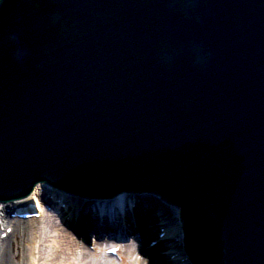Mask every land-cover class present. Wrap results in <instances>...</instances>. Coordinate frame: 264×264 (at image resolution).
<instances>
[{
  "label": "water",
  "instance_id": "95a60500",
  "mask_svg": "<svg viewBox=\"0 0 264 264\" xmlns=\"http://www.w3.org/2000/svg\"><path fill=\"white\" fill-rule=\"evenodd\" d=\"M8 8L0 190L144 191L180 208L195 264H264V0Z\"/></svg>",
  "mask_w": 264,
  "mask_h": 264
},
{
  "label": "bare ground",
  "instance_id": "6f19581e",
  "mask_svg": "<svg viewBox=\"0 0 264 264\" xmlns=\"http://www.w3.org/2000/svg\"><path fill=\"white\" fill-rule=\"evenodd\" d=\"M2 1L4 0H0V5L2 4V6H0V9H4V11H7V9H9L8 7L11 5V1L12 0H6V2L4 3H1ZM4 14H7L6 12H4ZM1 20V18H0ZM3 22V20H1V23ZM1 23H0V26H1ZM48 187V185L42 183V182H37L35 183L34 185V188L31 189V192H29L28 194H26L24 197L22 198H17V199H12L11 201L9 199L7 200H4L3 202H0V212H5L6 209H12L13 210V206L15 203H17V201H20L22 200L23 198H25L26 200L33 197L35 198L34 196L36 195V193H39L40 190L41 191V194H45V192H47L45 190V188ZM146 198V197H144ZM37 199V198H36ZM37 203H38V200H36ZM65 202L64 200L61 201L62 203H65V211L68 212V209L69 211H71V213L73 214L74 218H76V225L78 227H81L80 225V222H81V218L79 217H82V215L80 214L79 215V210L81 211H84V213H87V211L89 212V210L91 211L92 209H89V207H87V204L86 203L87 201H80V202H76V203H72L70 204V202L67 200V198H65ZM137 199H142L141 197L137 198ZM122 202V201H121ZM120 202V203H121ZM141 203L143 204L142 208L143 209H140V207L137 208V211H136V214L138 213L139 215L141 214L142 216L140 217V219L142 218H148V220L152 221L155 219L154 217V213L155 211H159L160 214L159 215H162L161 217H164V226H166V224L170 225L171 221H169V211L172 212V210H174V215H178L179 212H180V208L178 207H174V209H170L171 207L166 205L165 202H163L162 200L158 199L154 202H149L146 200V199H143L141 200ZM154 203L155 206L152 207L151 205ZM153 204V205H154ZM89 205V204H88ZM98 206V205H97ZM39 208H41V205H39ZM97 208V207H96ZM173 208V206H172ZM52 214L54 213L53 211H50ZM70 213V212H69ZM56 215V218H57V222H54V220H51L49 219V216L46 214V217L45 215H43L42 218H38V219H29V220H22V219H17V220H14V223L12 224V229H11V233L6 237L5 240H3L0 244V264H24L25 261L29 258V256H31L32 254V247H35V246H32L33 243H34V240L32 239V233L34 231L37 232L36 229H39V231L37 232L39 235H38V243L40 244V242L42 241V238L45 237L46 235V232H52L54 234V236L56 235L59 240H60V237L62 235H67L69 234V232L71 233V231L68 230V227L65 226L64 223H61L59 222V218H58V215L56 213H54ZM180 215H178L179 217ZM139 217V216H137ZM10 220V219H9ZM9 220L6 221V223H9ZM136 221V220H135ZM149 221V222H150ZM35 223V225H30L29 223ZM136 224H138V226L140 227L141 230L142 229V224H140L138 221L135 222ZM29 224V225H28ZM42 224H45L44 226ZM175 224H177V226H179L180 224L177 222L176 223V220H175ZM90 225V224H89ZM105 228H107L106 225H103ZM102 226V227H103ZM89 227H92L89 226ZM15 230H17L15 232ZM33 231V232H32ZM178 231V232H177ZM35 234V233H34ZM72 234V233H71ZM18 237V239L16 240V243H10L9 240L11 237ZM170 237L173 238V240L179 236V237H182V234H181V230H179L177 227L175 228H171V231H170ZM16 237V238H17ZM62 238V237H61ZM102 240L97 242L99 246H95L97 249L92 252L90 255H86L85 258H89L90 259V263L92 264H146V262H151L155 264V260H152V258H148V257H141L139 255V253H137V246H139V244L141 243H137L135 242L134 239H131V244H132V248H130V246H128L129 244L128 243H124V242H117V241H113L111 240V238L107 239L106 237H102ZM71 240H76L72 239ZM126 239H124L125 241ZM45 241V240H43ZM52 241H55V239L53 238ZM174 244H176V247H174L173 249L170 248V255H173L174 253L176 254H179L177 258H174V259H170L169 258V262L166 263V264H193L190 260H186V253L183 252V249L181 248L180 244L179 243H176V241L174 240L173 241ZM95 243V242H94ZM164 243H167L166 241H164ZM116 246L117 248V253L116 255L120 258L121 262L118 263V262H115L113 261L112 259H108V257L110 258L109 255L105 254L104 250L106 248V246ZM145 245V243H143V246ZM49 246V245H47ZM167 252L169 251L168 249H166ZM15 252L16 253V256H15V260L13 259L14 256H12V252ZM39 251V254H40V249L38 250ZM34 252V251H33ZM71 254L76 256L77 254V250L75 251L74 249H71ZM14 255V253H13ZM51 256L49 257V259L51 260V262L53 263L56 262V260L59 258V255H54L53 252L52 254H50ZM18 256H21L22 257V262L20 261H17V258ZM44 259L43 260H47V258L43 257ZM53 259V261H52ZM163 259V258H162ZM164 260H165V257H164ZM157 261H159L157 259ZM160 262V261H159Z\"/></svg>",
  "mask_w": 264,
  "mask_h": 264
},
{
  "label": "rangeland",
  "instance_id": "374dc122",
  "mask_svg": "<svg viewBox=\"0 0 264 264\" xmlns=\"http://www.w3.org/2000/svg\"><path fill=\"white\" fill-rule=\"evenodd\" d=\"M42 217V216H41ZM30 225H35V223H29ZM28 224V225H29ZM69 226V231H71V233L69 232V234H65L62 235L59 238L50 231V232H46V235L44 238H42V241L40 242V244L38 243V231L39 229H36V231H32L33 233L32 235V239L34 240V243L32 246V254L31 256H29V258L25 261L24 264H88L86 260H84L85 254L87 253H92L94 252L97 248L95 246H99L98 243H90V245H88V238L90 237L89 235V231L90 234L92 233L91 229H90V225L88 224V226L85 228V226L81 225V227H75L72 226L70 224H68ZM35 233V234H34ZM17 237V235H16ZM11 237L9 242L10 243H16V240L18 239V237ZM73 237V239L76 238V240H71ZM55 239V241H52V239ZM45 240V241H43ZM130 241V239H128ZM128 241V242H129ZM49 245V246H47ZM40 249V254H39V250ZM71 249H74L75 251L77 250V254L76 256L71 254ZM34 251V252H33ZM54 255H59V258L56 260V262L53 261V263L51 262V260L49 259V257L51 256L50 254ZM14 253V255H13ZM141 257H143V254H140ZM12 256H14V260H15V256L16 253L13 251L12 252ZM47 258V260H43L44 258ZM113 261L120 263L121 260L120 258L116 257L115 258H111ZM18 260L20 262H22V257L19 256ZM85 262V263H84Z\"/></svg>",
  "mask_w": 264,
  "mask_h": 264
}]
</instances>
